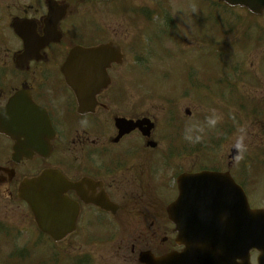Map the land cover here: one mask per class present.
<instances>
[{"label":"flooded vegetation","instance_id":"af4514ba","mask_svg":"<svg viewBox=\"0 0 264 264\" xmlns=\"http://www.w3.org/2000/svg\"><path fill=\"white\" fill-rule=\"evenodd\" d=\"M137 6L136 0H0V264H146L166 258L165 264H202L204 253L237 255V242L230 240L237 233L225 225L228 210L205 207L221 202L208 198L213 193L177 206L181 177L203 172L228 174L249 211L264 214V80L253 76L256 84L248 85L239 117L232 111L238 78L219 79V88L228 86L231 95L225 126L230 133L239 124L248 128L244 151L235 142L223 162L199 116L191 120L188 108L151 103L154 90L144 86L157 81L147 66L157 47L143 45ZM248 28L233 48L246 52L252 40L264 45V24ZM176 35L180 39L167 41L166 59L178 65L171 71L179 86L193 90L186 73L189 41L181 31ZM221 41L213 46L224 47ZM76 49L90 57L65 72ZM46 172L59 183L72 214V232L62 242L39 231L17 195L22 182ZM205 237L222 240V246H201ZM233 259L218 264H264L255 249Z\"/></svg>","mask_w":264,"mask_h":264},{"label":"rangeland","instance_id":"374dc122","mask_svg":"<svg viewBox=\"0 0 264 264\" xmlns=\"http://www.w3.org/2000/svg\"><path fill=\"white\" fill-rule=\"evenodd\" d=\"M205 1H208V4ZM136 2L138 3L137 7L140 11L148 15L149 13L164 12V10H167L169 14L172 15L176 27H178V24H181L183 28L180 27L179 29H183L182 33L184 34L185 39L190 42L191 46L198 45V37L205 38V40L210 43V46H212L218 38L219 41H228L229 46L221 41V45H225L221 48L223 52L221 59L224 60L221 62L213 56V53L216 56L215 48L208 47L206 44L203 49L204 54L199 53L200 58L205 55L204 61H200V68L198 62H195L196 57L192 50L190 51L189 49L190 52L187 64L190 67H194L197 75L193 80L196 86L193 90L186 88V84L185 88L179 86L177 80L178 75L173 77L174 72L169 71V67L172 65H178L165 64V60H153L152 63L149 62V67L153 65L157 67L156 69L155 67L152 68L151 72L155 69L156 79L162 83V87L157 86V84H155L157 87L150 86L156 92V101H152L151 103L158 105L169 104L182 106L185 109L188 108L192 115L191 120L195 119L197 116H199L200 119L205 118L203 120L205 129L203 130L206 133V138L211 142L210 146H213L214 142H216V151L222 156L223 162L229 155L230 149L235 146V142L238 141L243 143L241 144V151H244L248 132L247 124H239L238 127H233L232 133H230L231 127L225 126L226 122H224L225 120L228 121L230 117V106L227 102L231 100L230 89L226 85L219 88L217 83L218 80L223 77H235L236 74H238V93L236 96L237 100L241 101L246 99V95L250 92L248 90V85L251 83L254 85L256 84L252 76L256 75L257 77L255 78L264 80V50H262L264 45L259 44L257 46L255 40H252L247 44L249 47L246 49V52H243L244 49L241 48H233L237 40L240 43H243L241 37L250 34L246 31V29H250L248 26L253 24H264V16L262 19L256 21L246 16V14L239 13L240 11H236L231 15H225L223 12L219 15V19L217 20L219 25L217 23L215 25V21L212 19L214 18V13H209L207 9L209 7L214 8V4L219 3V0H136ZM177 18H179L180 22L178 24ZM154 22L156 23L154 25L151 23H145V28L147 29H145V33L144 31L142 33L143 43L150 46L152 43L154 45L153 47L159 46V44L165 42L167 40V35L170 34L162 28V26L165 25V22L162 23L160 20L158 21V19L155 20V18ZM160 22L162 23L160 25L161 27H158ZM222 28L224 31L228 30V32L219 37V31ZM165 46H167V44H165ZM160 49L155 48L157 52L161 51ZM193 49L197 50V47H193ZM209 52L212 56L208 54ZM235 53H237L238 56H235L236 60L231 61L233 64H231L229 68L237 67L238 72L236 74L233 72L226 73V71H229L227 68L231 63L227 59L233 57ZM195 55L197 56L198 54L196 53ZM204 74L205 76H203ZM203 77L207 79H203ZM240 77L244 78L243 81H239ZM148 78L149 80H152V75L148 74ZM165 81H168V83ZM245 81H247L248 84H246ZM244 84H246V89ZM174 87L177 88L170 91V89ZM255 87L256 86H251V88ZM244 108V106H238L237 109L232 108V111L237 113L239 117H242L244 114ZM222 119L224 120L223 123ZM211 152L212 150L206 151V154L208 155Z\"/></svg>","mask_w":264,"mask_h":264},{"label":"water","instance_id":"95a60500","mask_svg":"<svg viewBox=\"0 0 264 264\" xmlns=\"http://www.w3.org/2000/svg\"><path fill=\"white\" fill-rule=\"evenodd\" d=\"M225 4L231 7L239 6L245 7L253 13H260L264 10V0H222ZM87 54H83L86 56ZM229 180L226 175H216V174H208L204 173L197 176H192L185 178L181 183L182 189L185 192H191L196 188V190H201L202 193L204 192H212V193H227V203L226 206L228 209H234L235 205L231 204L233 200L230 198L231 188L226 187V184H229ZM44 184V180H40L36 182L33 186L29 189L27 186H24L23 189L21 188L20 194L21 197L24 198L23 195H27L30 193L38 192ZM222 184V186H220ZM225 184V185H224ZM210 185H218L217 187L213 188ZM200 199V196L197 197ZM198 201V200H197ZM54 203L49 204H41L39 201L37 205L32 206L33 213L36 217V222L40 229L48 233L54 240H59V236H63L68 232V230H64L62 227L65 224L66 229L70 227L69 216L65 214V207L55 205ZM237 210H238V218L237 222L234 218V222L237 227V237L234 241H236L238 248H243L246 253L249 249L256 248L261 253V259H264V220L257 221L259 217H255L253 222H241V214L244 212L246 217V202L243 198H238L237 203ZM62 212V216H58V214ZM262 217L263 214H258ZM235 217V216H234ZM230 224V223H229ZM192 223L190 222V226ZM198 231H204V227L202 226H194ZM208 231V229H205ZM192 242L194 239H188ZM161 263V262H160ZM158 263V264H160Z\"/></svg>","mask_w":264,"mask_h":264}]
</instances>
